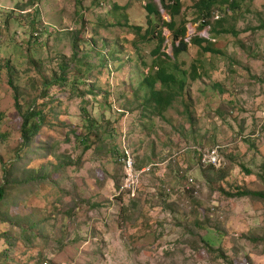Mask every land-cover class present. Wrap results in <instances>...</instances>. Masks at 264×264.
<instances>
[{"label": "rangeland", "instance_id": "rangeland-1", "mask_svg": "<svg viewBox=\"0 0 264 264\" xmlns=\"http://www.w3.org/2000/svg\"><path fill=\"white\" fill-rule=\"evenodd\" d=\"M236 1L212 33L181 0L186 40L221 54L189 42L187 85L159 113L141 83L157 42L130 25L144 33L152 4L173 56L161 0H0V264H264V201L226 195L264 193V0ZM10 80L22 113L43 111L27 146ZM216 145L225 168L203 169L193 147ZM124 149L152 167L134 191Z\"/></svg>", "mask_w": 264, "mask_h": 264}, {"label": "trees", "instance_id": "trees-1", "mask_svg": "<svg viewBox=\"0 0 264 264\" xmlns=\"http://www.w3.org/2000/svg\"><path fill=\"white\" fill-rule=\"evenodd\" d=\"M161 3H162V7L171 16V20L165 21L164 24L171 33L170 38L172 40V45H173V56L162 50L166 37L163 33V30L157 28L156 21L153 20L150 15V14H156V15L160 14V11L157 10L155 7H153L152 4L146 5V9L148 10L149 15L147 19L148 27L146 28L144 33H142L143 26L130 25V27L135 30L136 34H138L141 39L149 40L150 38H153L157 42L156 47L152 52V54L156 56L153 65L151 66L148 73L145 74L141 83L146 84L147 87L149 88V93L147 94L148 96L145 98V105L146 106L154 105L158 109L159 113L165 111L166 108H168L171 105V103L175 98L181 96V94H183V91L185 89V85H187V80H186L187 72L180 70L177 62V57L182 52L188 49L189 42L199 47L201 53L221 54L220 50L213 47V44L211 43L210 40H206L197 35L191 37L189 41L186 40V35L188 31L186 20L184 19L180 23H178L176 19V16L180 14L182 9L181 0H161ZM224 5H227V7H231L232 9L238 7V3L236 0H199V2L196 4V7L198 8L199 15L203 16L201 21V26L204 27L210 25L211 27L209 17L213 13V7L224 6ZM211 31L212 33H218L217 26L211 27ZM61 67L62 69H65L64 65H62ZM198 77H199V73L195 69L193 72V79H196ZM9 83L15 93L16 108L22 114L23 123L21 127V137L23 140V145L27 146L31 142V139H33L40 132L41 127L44 124L43 111L34 109V110H28L26 113H22L18 98L19 90L14 85L12 80H10ZM158 83L160 84V88L157 87ZM175 86H177V88ZM218 86L219 85H217V87ZM188 119L189 121L192 122L191 124H193L192 116H190V118ZM91 125L94 126L93 123H91ZM82 141L84 143L87 142L86 140H82ZM196 147L205 148V146L193 147V151L198 155L199 162L201 164V156L199 151L195 149ZM86 148H89L87 144H86ZM123 158H124V154H123ZM0 163H2V165L4 166V162L1 156H0ZM121 164H122V168H124L123 161H121ZM225 165L220 169H216L214 167H204L203 165L202 166L203 169L211 168L215 170H223L225 168ZM194 184L191 185L194 187L196 185ZM4 192H5L4 189H0V200H2L4 196ZM226 195L228 197L250 196V197H256L262 199L264 201V193L259 191H249V190L243 191L236 189L235 192L233 193L227 192Z\"/></svg>", "mask_w": 264, "mask_h": 264}, {"label": "built area", "instance_id": "built-area-1", "mask_svg": "<svg viewBox=\"0 0 264 264\" xmlns=\"http://www.w3.org/2000/svg\"><path fill=\"white\" fill-rule=\"evenodd\" d=\"M196 150L199 151L201 156V164L204 167H214L216 169L222 168L226 162L223 158V150L225 149L222 145H216L213 148H202V147H196ZM124 168H125V174H126V181L129 184L123 185L122 189L132 190L134 191L136 188V185L139 183V178L141 175L151 171V166L148 168H144L141 171H138L135 169V161L133 157L130 155V153L124 149ZM189 184H194V179H190ZM195 185V184H194ZM195 194H197L199 185H195Z\"/></svg>", "mask_w": 264, "mask_h": 264}, {"label": "water", "instance_id": "water-1", "mask_svg": "<svg viewBox=\"0 0 264 264\" xmlns=\"http://www.w3.org/2000/svg\"><path fill=\"white\" fill-rule=\"evenodd\" d=\"M160 10H161V12H164V11H165V9H164L163 7H162ZM189 31H190V30H189Z\"/></svg>", "mask_w": 264, "mask_h": 264}, {"label": "crops", "instance_id": "crops-1", "mask_svg": "<svg viewBox=\"0 0 264 264\" xmlns=\"http://www.w3.org/2000/svg\"><path fill=\"white\" fill-rule=\"evenodd\" d=\"M212 135H214L213 133H211Z\"/></svg>", "mask_w": 264, "mask_h": 264}]
</instances>
